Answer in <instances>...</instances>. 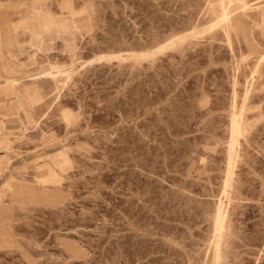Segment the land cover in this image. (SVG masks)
Listing matches in <instances>:
<instances>
[{"label": "rangeland", "instance_id": "1", "mask_svg": "<svg viewBox=\"0 0 264 264\" xmlns=\"http://www.w3.org/2000/svg\"><path fill=\"white\" fill-rule=\"evenodd\" d=\"M0 264H264V0H0Z\"/></svg>", "mask_w": 264, "mask_h": 264}, {"label": "bare ground", "instance_id": "2", "mask_svg": "<svg viewBox=\"0 0 264 264\" xmlns=\"http://www.w3.org/2000/svg\"><path fill=\"white\" fill-rule=\"evenodd\" d=\"M181 37L176 38V39H171L169 42H167L165 45L155 49L152 52H146V53H142L143 57H148V56H152L155 55L157 53L163 52L165 49L175 45V43L180 42L181 41ZM181 43V42H180ZM100 61V60H99ZM53 72L52 71H47L45 74L42 75V77H47L48 75H51ZM239 128V122L235 120V129ZM223 222V215L222 213L219 211L218 213V218H217V224L220 227L222 225Z\"/></svg>", "mask_w": 264, "mask_h": 264}]
</instances>
